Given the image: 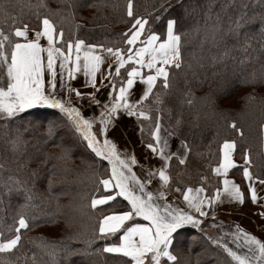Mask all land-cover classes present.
Listing matches in <instances>:
<instances>
[{
  "label": "trees",
  "instance_id": "1",
  "mask_svg": "<svg viewBox=\"0 0 264 264\" xmlns=\"http://www.w3.org/2000/svg\"><path fill=\"white\" fill-rule=\"evenodd\" d=\"M242 2L247 4L246 23L237 38L226 34L225 29L228 16L234 17L241 10ZM41 3L44 6H40ZM206 3H212L215 14L228 0H196L198 11L180 20L178 31L189 30L182 38L184 58L193 67L191 70H173L170 87L165 90L158 84L145 105L157 104L155 100L159 94L162 103L157 104L158 113L164 123L166 121L163 125L167 131L183 140L192 153L196 147L202 146L200 173L206 176L196 184L206 185L209 193L216 187L212 169L219 162L220 147L226 140L234 143L236 158L244 160L247 152L250 174L264 180V31L261 30L264 4L260 0H235L226 13L221 12V28L213 36V32L205 28H201L199 33L190 30L197 16L203 24L200 6ZM70 6L75 11L73 8L70 11ZM133 12L135 16L147 18L149 25L159 33L166 29L167 19L181 17L183 9L177 0H133ZM46 16L50 20L65 19L69 24H72L71 19L81 18V24L76 26L71 37L63 36L65 40L75 36L105 47H128L122 35L132 26L133 18L127 15V0H0V30L5 34H10L17 26L26 25L20 24L21 21L29 23V29H35L37 27H30L32 21ZM158 16L160 21L156 20ZM88 27L97 28L91 30ZM250 29L254 32H248ZM202 38L205 42L200 49L198 45ZM193 51L196 59L192 58ZM225 52L227 54L222 56ZM213 56L216 57L215 62ZM199 63L204 66L199 67ZM119 81L120 78L118 86ZM185 93L188 95L185 96ZM230 97L235 100V106L223 107L221 101ZM188 100L192 101L191 104ZM43 109L35 107L26 110L15 121H22L23 125H4L0 138V233L7 238L10 235L8 226L14 225L21 215L27 218L29 224L28 229H21L22 239L18 248L12 253H0V261H11L12 264H33V261L35 264H124L127 258L105 253L101 245L86 248L84 242L99 235L94 213L97 209L103 210V214L111 212L106 209L109 203L95 209L91 205L92 199L100 193L101 184L97 180L104 171L100 165L95 167L88 161L95 154L67 122L66 116L55 109ZM149 117H153L151 112ZM146 122L150 125L149 129L141 126L145 142L151 140L150 132L153 130L151 119ZM50 123L55 125L51 136L47 131ZM17 128L23 132L26 143L13 151L10 141L17 135ZM49 141L53 142L50 144ZM101 164L104 168L108 165L105 160ZM239 171L238 167L232 173L240 178ZM105 173L108 175V172ZM61 176L65 181H60ZM9 177L14 179L9 180ZM16 180L22 185L19 190ZM25 191L30 200L26 198ZM64 216L66 220H62ZM40 221L48 226V233L26 238L25 232ZM61 223L65 224L66 233H71V236L75 233L72 236L75 242L63 235ZM50 230L58 232V235H51ZM189 230L190 226H185L174 234L176 239H183L181 243H173L172 250L179 258L177 264H231L226 253L205 235L192 236L187 241L185 234H189ZM118 235L113 242L118 240ZM52 253H55L54 259Z\"/></svg>",
  "mask_w": 264,
  "mask_h": 264
},
{
  "label": "snow or ice",
  "instance_id": "2",
  "mask_svg": "<svg viewBox=\"0 0 264 264\" xmlns=\"http://www.w3.org/2000/svg\"><path fill=\"white\" fill-rule=\"evenodd\" d=\"M214 2V0H212ZM264 4V0H260ZM177 4L183 9L181 17H170L166 21V29L157 32L145 17L135 16L133 12V0H127V15L132 17V26L125 33L124 44L128 47L122 49L119 47H105L100 44L86 43L82 38L73 36L65 40L63 30L56 33L53 22L44 17L40 20V27L29 35V28L24 25L23 28L15 27L10 34H5L0 30V122L5 126L11 125L21 118L22 114L28 109L37 106H44L51 109H58L71 121L75 132L87 142V147L100 158L106 160L111 170L108 178H101L99 183L107 194H101L99 198H93L92 207L104 205L109 201L118 204L117 198H123L127 203L123 205V211H113L112 214L105 215L99 222V234L93 240L85 241L86 248H91L96 240H103L105 244L102 251L105 253L121 254L127 258L124 264H177L178 256L174 254L172 245L178 234V230L185 226H191L201 230V220L198 217H205L208 213L207 207H210L220 199V190L211 197L199 195L204 191L203 188H196L198 195H191L192 188L183 191V200L187 205L188 211L179 208H173L169 204L157 203V199L164 200L166 193L162 190L169 181L166 172L168 161L172 156H176L181 164L185 159L178 152H169V142L160 134L161 124L159 115L156 118L154 129L150 132L151 140L146 142V149L149 150L153 157L159 156L163 161L157 169L149 167V179H139L133 172L132 166L139 163L134 156L122 157L116 149L113 141L105 138L103 146L91 131L93 119H85L81 113L70 106V102L58 98L67 89L69 92L75 91L77 98L84 96L77 89L73 88L67 80L76 78V74L82 72L85 77V86H92L99 90L100 86L110 88L107 93L109 99L103 102V110L99 114V135L103 136L107 126L112 122L114 117H118L120 112H125L128 116H137L145 120L149 119L140 105L153 92L154 87L160 84L163 89L170 87V77L174 75L173 70L181 71L185 68L191 70L193 65L186 62L184 58L183 37L188 34V29L184 32L178 31V25L181 19H187L193 13L198 11L196 0H177ZM235 0H228L227 4H222L220 11L215 14L212 11V3L200 6L203 10V24L200 17L197 16L191 27L193 33H199L201 28L212 31L213 36L221 28V12L226 13L229 6L234 5ZM40 6H44L42 3ZM171 7V5H170ZM240 11L235 16H228L226 34L239 37L241 29L246 21L247 4L241 3ZM167 11V10H166ZM161 17L156 20L160 21ZM215 21V23H213ZM264 31V23H262ZM22 38L23 42L19 39ZM46 40V46L40 43L41 38ZM204 39L202 38L198 47L203 49ZM135 46V47H133ZM264 47V45H262ZM125 52L127 56L125 57ZM46 54V63L45 56ZM227 53H223L226 55ZM192 58L196 59L195 51L191 53ZM215 62L216 57H212ZM107 65L108 71L101 67ZM127 65L128 67H125ZM199 63V67H203ZM115 69V72L111 69ZM124 70L126 75L121 73ZM147 69V72L143 70ZM99 73V78L97 76ZM114 77H120L117 90V83ZM107 81V83H105ZM139 81L142 85L140 94L137 99H130L133 96L134 86ZM58 82V83H57ZM90 102L97 106L101 105L94 93H89ZM188 93H185L187 96ZM191 104V100L187 101ZM155 103H162L161 97L157 94ZM180 121L177 120V125ZM234 126V125H233ZM55 125H48V135L53 134ZM27 131V129H24ZM15 135L10 143L13 151L18 150L22 143L23 132L17 128ZM143 134V129H141ZM234 143L225 141L220 148L221 159L219 167L213 168L212 171L218 175H226L229 168H232L233 158L232 150ZM180 147L187 154V145L181 141ZM245 166L243 168V177L249 181L248 191L253 203L260 199L255 187L251 181L252 177L249 172V157L247 152L244 155ZM159 177V187L156 193L147 190V184L150 178ZM9 177V180H13ZM15 183L19 188V180ZM223 192L227 194L231 201L244 203L245 197L238 185L231 180L222 181ZM264 185V180L259 181ZM27 199H31L25 191ZM264 207V205H262ZM264 219V212L259 214ZM140 218L146 223L137 222ZM27 218L21 215L14 223L8 226L10 235L4 238L0 233V253H12L15 251L22 239L21 229H28ZM122 233V234H119ZM119 234V235H118ZM118 235V243L109 242L110 238ZM233 238V243L237 249L234 250L223 239H214L212 243L218 246L226 253L231 264H264V242L255 235L249 234L239 225L229 234ZM242 242V243H241ZM100 249H97L99 251ZM53 259L55 253L51 254ZM25 260L27 257H23ZM21 259V257H17ZM0 264H12L11 261H0ZM35 264V261H33Z\"/></svg>",
  "mask_w": 264,
  "mask_h": 264
},
{
  "label": "crops",
  "instance_id": "3",
  "mask_svg": "<svg viewBox=\"0 0 264 264\" xmlns=\"http://www.w3.org/2000/svg\"><path fill=\"white\" fill-rule=\"evenodd\" d=\"M34 31L35 29H29V35H33ZM18 39L21 40V42H23L22 38H18ZM40 43L42 46H46V40L43 37L41 38ZM44 56L46 63V54H44ZM101 67L105 70V72L108 71L107 65H102ZM111 71L115 72V69L113 68L111 69ZM143 71L147 72V69ZM121 73L126 75L123 69H121ZM99 75L100 74L97 73L98 78ZM114 78L116 80L117 90H118V80L120 77H114ZM65 81L66 83H69L73 88L77 89L81 93H85V94L94 93L97 99L102 102L101 108L95 109L93 111L84 112L83 114H81V116H83L85 119H93L94 117H96V119H94V122L92 124L91 131L93 132V134L96 135L97 139L100 141V144H103L105 138L113 141L116 145L117 152L122 157L134 156L139 161V163L132 166L133 172L137 173V176L142 180L149 179L148 177L149 167L153 166L158 169L163 163V161L160 160L159 156L153 157L151 152L146 149L145 146L146 142L141 136V130H140L141 126L136 116H128L125 112L121 111L119 116L114 117L112 122L107 126L105 130V134L101 136L99 135L100 121L98 117L100 112L103 110V102H106L109 99L107 93L111 89L104 86H100L99 90H97L90 85L85 86V77L82 72L77 73L76 78L70 81L67 80V77H65ZM105 83H107V81H105ZM141 87L142 85L139 83V81H137V83L134 86L133 96L130 97V99L138 98L141 91ZM68 92L69 91L65 89L64 93H62L61 96H58V98L65 99L67 101ZM145 101L142 105H140V107H142L143 110L149 115L151 109L149 106L145 105ZM88 116L90 117L87 118ZM154 126L155 124H153V129ZM160 134L162 137L168 140L170 153L178 152L181 156L184 157L185 163L180 165L185 169V164L188 159V151L185 156V150L180 147L181 140L177 139L171 133H169L167 129L162 126V124H161ZM262 151L264 152V134L262 136ZM232 158H233L234 166L228 169L226 175H218L214 172L212 173L214 176L213 178L216 182V187L213 188L212 190H209L211 191L209 193L206 185H198L196 184V182L194 184L192 182L186 183L185 181L178 179V175L176 173L177 181H175V183L174 182L169 183L168 181V184L162 189L167 195V196L165 195L164 198L165 200H161L162 204L167 203L173 208H179L181 210L185 209L186 211H188L189 209L187 208V205L183 200V191H186L188 188H192L193 192L191 193V195L195 196L198 195L195 192V189L203 188L204 191L199 195L208 198L215 195L217 193V190L219 189L220 199L217 200L216 203H214L210 207L206 208L208 214L205 217H198V218L203 220V223L209 224L212 227L215 226L225 227L226 230L222 232V235L230 239L233 238L229 234L235 229L236 225H239L249 234L255 235L257 237L259 235L258 226L264 225V219H262L261 216L259 215L260 213L264 212V207H262V205H264V185L259 183L260 181L259 179H256L251 175L252 177L251 183L253 187H255L257 191V195L260 198L258 199L257 203H253L251 201L250 193L248 191L249 181L245 180L243 177V168L245 166V162L244 160H240L236 158L234 148L232 150ZM220 159H221V152H220ZM220 159L215 168L219 167ZM175 161L180 163L179 160L176 158V156H172L171 159L168 161V167H169V163L173 162L174 165H171L170 168L178 169L179 167L176 166ZM238 167L240 168L239 171V173L241 174L240 178L235 177L232 173V171ZM171 175L172 176L174 175L173 172L171 173ZM181 178H183L182 175ZM224 179L231 180L233 183H235L240 187L241 192L245 197L244 203L241 204L236 201H231L227 196V194L223 192L224 185L222 181ZM242 182L244 186H242ZM159 184L160 181L157 174L156 176L150 178V182L147 184V186L150 190H154V189L157 190ZM211 185H214L213 182H211ZM109 203L111 204L112 201H109ZM109 214H112V212H108L105 215H109ZM137 222L142 223L143 221L139 219L137 220Z\"/></svg>",
  "mask_w": 264,
  "mask_h": 264
},
{
  "label": "rangeland",
  "instance_id": "4",
  "mask_svg": "<svg viewBox=\"0 0 264 264\" xmlns=\"http://www.w3.org/2000/svg\"><path fill=\"white\" fill-rule=\"evenodd\" d=\"M80 6H84V5H80ZM90 6H92V4H90ZM72 8L74 9V11H75V8L74 7H71L70 6V11L72 10ZM78 10H80V12H81V8L80 7H78L77 8ZM78 15H80V14H78ZM71 16V15H70ZM47 17V16H46ZM72 17H73V15H72ZM48 19H49V17H47ZM42 18H40V19H36L35 21H32L33 23H32V25H30V27H37V28H35V30H38L40 27H42V25L40 24V20H41ZM52 22H53V24L55 25V28H56V33H59L60 32V30H63V34H64V36L65 37H71V35H72V33L73 32H75L76 31V26L77 25H79V24H81V18H75V19H71V21H72V24H69V21H67V20H59V18H56V19H54V18H52V20H51ZM26 24L27 26H29V23H27V22H25V21H21L20 22V24ZM24 25H20V26H17V27H23ZM97 27H88V29H91V30H93V29H96ZM131 27H128V29H130ZM127 29V30H128ZM248 32H254L252 29H250V30H248ZM133 47H135V46H133ZM127 48V47H126ZM126 48H123V49H126ZM235 100H233V98H228V99H224V100H222L221 101V105L223 106V107H227V108H230V107H233V106H235ZM37 107H40V108H45V109H43V110H49V108L48 107H44V106H37ZM150 107V109H151V114L153 115V117H149L150 119H151V124H155L156 123V118H157V116L159 115V113L158 112H160V110L158 109V105L157 104H152L151 103V105L149 106ZM97 108H101V105L100 106H98ZM81 114H83L84 112H80ZM90 116H88L87 118H89ZM160 117V124H162V126L164 127V125H166L165 123H166V121H165V123H164V120H163V118L161 117V116H159ZM136 118L138 119V121H139V123H140V126H145V128L144 129H146V128H150V125L146 122V120L145 119H142V118H138L137 116H136ZM66 120H67V122L71 125L72 123H71V121H69L68 120V118L66 117ZM141 121V122H140ZM22 123V125H23V122L22 121H17V122H15V123H13L12 125V127H18V125H14V124H21ZM26 123V122H25ZM164 124V125H163ZM2 127V130H1V132H0V138H1V136H2V134H3V132H4V130H5V127H4V124H3V122H0V128ZM165 128V127H164ZM15 131H16V129H15ZM170 133V132H169ZM263 134H264V127H263V129H262V136H263ZM183 141V140H182ZM50 142V144L53 142V141H49ZM230 142H232V141H230ZM223 145V144H222ZM221 145V146H222ZM101 146H103V144H101ZM187 148H188V146H187ZM221 148V147H220ZM51 149V148H50ZM49 149V150H50ZM188 159H187V161H186V164H185V169L180 165L181 163H178L177 161H175V164H176V166H178L179 168L178 169H172V168H170L171 167V165H174V163L172 162H170L169 163V167L167 168V173H168V176H169V183H175V181H177V175H178V179H180V180H183V181H185L186 183H189V182H192L193 184L195 183V182H198V181H201L202 179H204V177L203 176H206V175H204V174H202V173H200V171H202V162L200 161V159H201V157H202V153H203V151H202V146L201 147H196L195 148V152H193L192 153V151H190L189 150V148H188ZM88 161H90L91 163H93L94 164V166L95 167H97V166H99L100 165V167L103 169V176H100L99 177V179L97 180V183L99 184V181H100V179L101 178H108L110 175H111V170H110V168L108 167V165H107V167L106 168H104L103 166H102V164H101V162L103 163V161H101L98 157H93L92 159H90V160H88ZM106 161V160H105ZM108 163V162H107ZM105 172H108V175H106V173ZM173 172V176L171 175V173ZM135 173V172H134ZM176 173H177V175H176ZM137 174V173H136ZM181 175L183 176V178H181ZM52 178H56V177H51V179ZM61 179H60V181H65V179H64V177L63 176H61L60 177ZM139 178V177H138ZM140 179V178H139ZM200 179V180H199ZM147 190L148 191H153L154 193H156V189H154V190H150L149 188H148V186H147ZM107 194L106 192H105V190H104V188H103V185L101 184V187H100V193L98 194V196H96V198L97 197H100L101 196V194ZM157 195H158V193H156ZM167 196V195H166ZM117 200H118V204H114V202L112 201V207H111V205H110V203L109 202H107V203H109L108 205H109V207H107L106 209L107 210H109L110 209V211L111 212H113V211H123L124 210V208H123V205H125L127 202H123V198H117ZM165 200V199H164ZM167 201V200H166ZM157 203H160V204H162V202H161V200H159V199H157ZM104 205H106V204H104ZM103 205V206H104ZM113 205H115V206H113ZM101 206V205H100ZM97 207H99V206H97ZM106 210V211H107ZM185 210V209H184ZM103 210H99V209H97V211H96V213H94V215H95V217H96V221L98 222V226H97V228H96V231H98L99 230V222H100V220L101 219H103V217L105 216V214H103L104 212H102ZM186 211V210H185ZM98 216V218H97V216ZM66 220V217L64 216L63 217V219L62 220ZM140 218H136V220H139ZM142 220V219H141ZM201 220V219H200ZM143 221V220H142ZM66 222V221H65ZM67 222H69V221H67ZM96 222V223H97ZM142 223H146V221H143ZM61 226H62V228H63V235H65L67 238L66 239H71V241L72 242H75V239L73 238L74 236V234H72V236H71V233H66V231H65V224H62L61 223ZM47 227L48 226H45V223H43V222H36V224L31 228V229H29L27 232H25V236H27L26 238H34V237H37L39 234H41V233H45V232H47ZM201 229H202V231L201 230H198V229H196V228H192L191 226H190V228H191V230H189V234H185V238H186V240L188 241V240H191V238H192V236H198V235H201V234H203V235H205V237H206V239H208L209 241H211L212 242V240H214V239H220V238H222L223 239V242H225V243H227V244H229L231 247L233 246L235 249H237L236 248V245L233 243V239H230V238H228V237H225L224 235H222V232L223 231H225L226 229H225V227H223V226H215V227H212V226H210L209 224H206V223H203V220H201ZM50 228V227H49ZM76 230V229H75ZM52 230H50L49 231V233L51 234V235H53V236H57L58 235V232H55V231H53V232H51ZM48 233V232H47ZM120 234H122V233H120ZM100 235V234H99ZM194 237V238H195ZM257 238L259 239L260 237H259V235L257 236ZM113 239H115V237H112V238H110V241L109 242H113ZM117 239H118V237H117ZM183 239H175L174 241H179L180 243H181V241H182ZM96 242V245H93L92 244V246H91V248H94V247H98V246H100L101 245V247L103 248V246H104V244H105V241H103V240H96L95 241ZM115 243H118L119 241L118 240H116V241H114ZM242 243V242H241ZM172 247V249H173V245L171 246ZM237 250H239V251H243V249H237ZM78 251V250H77ZM109 254H113V253H109ZM121 255V254H120Z\"/></svg>",
  "mask_w": 264,
  "mask_h": 264
},
{
  "label": "built area",
  "instance_id": "5",
  "mask_svg": "<svg viewBox=\"0 0 264 264\" xmlns=\"http://www.w3.org/2000/svg\"><path fill=\"white\" fill-rule=\"evenodd\" d=\"M69 100L70 102L80 109V111H89L96 109L98 106L94 103L90 102V96L88 94H85L81 98H77L76 92L71 91L69 94ZM260 240L264 242V225L259 226L258 228Z\"/></svg>",
  "mask_w": 264,
  "mask_h": 264
},
{
  "label": "bare ground",
  "instance_id": "6",
  "mask_svg": "<svg viewBox=\"0 0 264 264\" xmlns=\"http://www.w3.org/2000/svg\"><path fill=\"white\" fill-rule=\"evenodd\" d=\"M69 94H70V92L67 93V101L70 102V100H69ZM70 106L75 107L79 112H81L80 109L77 108L76 106H74L71 102H70ZM49 109H51V108H49ZM55 110H58V109H55ZM58 111H59V110H58ZM260 226H261V225H260ZM258 228H259V226H258ZM258 234H259V232H258ZM259 237H260V236H259Z\"/></svg>",
  "mask_w": 264,
  "mask_h": 264
}]
</instances>
